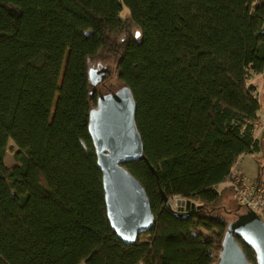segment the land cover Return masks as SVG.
I'll list each match as a JSON object with an SVG mask.
<instances>
[{
    "label": "trees",
    "instance_id": "16d2710c",
    "mask_svg": "<svg viewBox=\"0 0 264 264\" xmlns=\"http://www.w3.org/2000/svg\"><path fill=\"white\" fill-rule=\"evenodd\" d=\"M255 2L0 0V264L217 262L228 219L247 211L233 192L222 205L218 186L259 151L260 106L247 86L264 72V1ZM100 63L105 94L111 63L131 91L143 146L144 160L123 166L154 226L131 245L108 222L88 131L99 94L88 72ZM160 192L201 209L177 214Z\"/></svg>",
    "mask_w": 264,
    "mask_h": 264
},
{
    "label": "water",
    "instance_id": "95a60500",
    "mask_svg": "<svg viewBox=\"0 0 264 264\" xmlns=\"http://www.w3.org/2000/svg\"><path fill=\"white\" fill-rule=\"evenodd\" d=\"M108 74L109 70L100 65L89 70L92 94ZM135 111V102L126 86L116 92L99 93L96 107L90 111L88 125L97 167L102 174L107 219L112 231L125 245L134 244L141 234L154 226L145 190L123 166L144 160L142 141L134 121ZM160 195L167 204L163 192ZM200 209L195 203L186 201L178 211L183 216H190ZM237 238L254 251L255 264H264V221L251 210L228 223L215 264H252Z\"/></svg>",
    "mask_w": 264,
    "mask_h": 264
},
{
    "label": "rangeland",
    "instance_id": "374dc122",
    "mask_svg": "<svg viewBox=\"0 0 264 264\" xmlns=\"http://www.w3.org/2000/svg\"><path fill=\"white\" fill-rule=\"evenodd\" d=\"M264 0H256L255 4H254V7L256 5H259L260 3H262ZM129 15V11L124 7L123 8V13H122V17L125 18ZM130 30H133L134 32L136 31L135 28H130ZM96 64L98 63H92L91 67L95 68L96 67ZM110 68V70L112 71L111 72V76L112 78L110 80H108V82H106V85L109 86V87H112L113 88V92H116L118 89L121 88V84L119 83V81H117L116 79V72H115V69H114V64L111 63V64H107ZM100 66H102V64L100 63ZM114 71V72H113ZM248 83L250 86H253L254 88L257 89L260 97H264V72L260 75H252V77L250 78V80H248ZM100 85V84H99ZM97 86V91L96 93H100V94H105V90L103 87H100V86ZM16 151V147L14 146V144L12 143V141H10L8 143V147H7V151H6V155H5V158H4V164L7 168H11L15 165V161H14V158H13V154L14 152ZM250 157H248V160H250V164H251V179H258L259 176H261V178L264 180V150L262 152V154H260L258 156L257 159H249ZM248 184L250 182H247ZM247 183H245V185H247ZM234 199V197H233ZM235 202V200H234ZM226 204H228V206H232V204L229 202V198L227 197L226 198V201H225V206ZM235 203H233V207H234ZM258 216L260 218L261 215L258 214ZM235 218H232L230 217L228 220L229 221H232L234 220Z\"/></svg>",
    "mask_w": 264,
    "mask_h": 264
},
{
    "label": "built area",
    "instance_id": "2783aa9c",
    "mask_svg": "<svg viewBox=\"0 0 264 264\" xmlns=\"http://www.w3.org/2000/svg\"><path fill=\"white\" fill-rule=\"evenodd\" d=\"M253 124L255 127L258 122L255 120ZM224 185L233 192L240 206L261 215V219L264 221V183L258 181L251 186H247L243 178L232 170L230 178L225 181ZM166 205L178 214L181 213L178 209L184 207L185 200L179 197H170Z\"/></svg>",
    "mask_w": 264,
    "mask_h": 264
},
{
    "label": "crops",
    "instance_id": "0c3cea01",
    "mask_svg": "<svg viewBox=\"0 0 264 264\" xmlns=\"http://www.w3.org/2000/svg\"><path fill=\"white\" fill-rule=\"evenodd\" d=\"M247 86H250L249 83L247 82ZM257 97V100L259 102V110L257 112V119L256 121L258 122V124L254 127V131H253V138L257 141V145L259 148V151L255 154L252 155H243L241 156L237 162L235 163L234 167H233V171H235V173L237 175H239L241 178H243L244 182H250L249 184L247 183V186H251L253 184H255L258 181H261L262 183H264V180L261 178V176L258 177V179H251V164H250V160H248V157H250L249 159H257L258 156L260 154H262L263 150H264V97H260L257 89L255 88V93H254ZM218 191L220 192L221 196H222V205L225 204L226 198H229V202H233V195L231 194L232 192L222 183L218 186Z\"/></svg>",
    "mask_w": 264,
    "mask_h": 264
}]
</instances>
